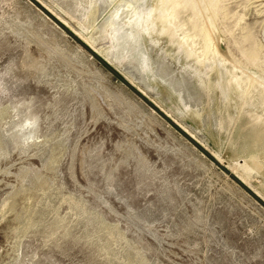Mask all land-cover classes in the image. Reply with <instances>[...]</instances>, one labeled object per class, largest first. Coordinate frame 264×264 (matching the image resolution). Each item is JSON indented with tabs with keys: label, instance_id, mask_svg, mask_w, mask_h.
Listing matches in <instances>:
<instances>
[{
	"label": "rangeland",
	"instance_id": "rangeland-1",
	"mask_svg": "<svg viewBox=\"0 0 264 264\" xmlns=\"http://www.w3.org/2000/svg\"><path fill=\"white\" fill-rule=\"evenodd\" d=\"M0 264H264V0H0Z\"/></svg>",
	"mask_w": 264,
	"mask_h": 264
},
{
	"label": "water",
	"instance_id": "water-1",
	"mask_svg": "<svg viewBox=\"0 0 264 264\" xmlns=\"http://www.w3.org/2000/svg\"><path fill=\"white\" fill-rule=\"evenodd\" d=\"M233 176V175H232Z\"/></svg>",
	"mask_w": 264,
	"mask_h": 264
}]
</instances>
